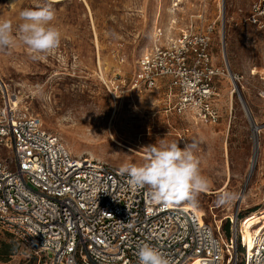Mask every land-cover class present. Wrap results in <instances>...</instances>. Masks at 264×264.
Listing matches in <instances>:
<instances>
[{"label": "rangeland", "instance_id": "rangeland-1", "mask_svg": "<svg viewBox=\"0 0 264 264\" xmlns=\"http://www.w3.org/2000/svg\"><path fill=\"white\" fill-rule=\"evenodd\" d=\"M208 1L212 12L206 20L214 21L218 12L214 0ZM43 2L0 0V19L10 20L15 32L21 23L19 13ZM251 2L224 0V24L216 22L214 62L237 81L233 83L225 72L217 84L220 120L215 126L166 114L163 91L126 95L113 106L103 85L116 75L129 79L139 55L152 46L155 28L167 30L171 19L179 28L185 25L194 14L192 0H184L175 16L170 12L171 0H52L53 24L62 33L60 46L37 61L19 41L0 51V107L4 99L13 101L21 111L37 116L71 155L84 153L118 168L145 163L148 145L194 143L201 172L209 180L195 208L215 235L229 242L236 206L240 205L244 234L264 223V32L246 22ZM232 84L237 93L231 94ZM238 94L253 124L260 127L251 173L252 129ZM0 155L4 161L10 157L8 151L0 150ZM224 191L238 193L239 198L218 206ZM0 264H34V260L0 230Z\"/></svg>", "mask_w": 264, "mask_h": 264}, {"label": "built area", "instance_id": "built-area-1", "mask_svg": "<svg viewBox=\"0 0 264 264\" xmlns=\"http://www.w3.org/2000/svg\"><path fill=\"white\" fill-rule=\"evenodd\" d=\"M192 1L194 14L185 25L179 28L171 19L167 30L155 28L152 46L135 61L131 78L103 81L113 106L164 83L166 114L196 125L219 123L217 84L228 71L215 64L212 45L216 22L224 24L225 3L214 0L218 15L207 21L210 2ZM183 3L171 0L170 12L175 16ZM246 22L264 32V0H252ZM223 39L219 32L221 44ZM0 150L10 156L0 157V230L34 264H139L137 250L145 243L172 264H264V223L244 235L240 205L225 242L195 207L155 203L147 188L133 189L120 168L71 155L37 116L9 99L0 107Z\"/></svg>", "mask_w": 264, "mask_h": 264}, {"label": "clouds", "instance_id": "clouds-1", "mask_svg": "<svg viewBox=\"0 0 264 264\" xmlns=\"http://www.w3.org/2000/svg\"><path fill=\"white\" fill-rule=\"evenodd\" d=\"M19 18L21 23L15 32L10 20L0 19V51L13 48L19 41L27 47L30 58L37 61L60 46L62 33L53 24L56 12L52 0L22 10ZM194 148V143L181 147L175 141L148 145L145 163L125 164L119 171L127 173L133 189L147 188L155 203L188 202L195 207L199 194L208 189L209 180L201 172ZM238 198V193L224 191L218 196L217 205L227 206ZM137 256L139 264H172L161 251L147 243L138 247Z\"/></svg>", "mask_w": 264, "mask_h": 264}, {"label": "bare ground", "instance_id": "bare-ground-1", "mask_svg": "<svg viewBox=\"0 0 264 264\" xmlns=\"http://www.w3.org/2000/svg\"><path fill=\"white\" fill-rule=\"evenodd\" d=\"M99 65V64H98ZM228 71V70H227ZM227 77L229 78V80L232 78V75L230 74V72L228 71V74H227ZM234 92H236V90H234V87H232V90H231V94H233ZM14 100V99H13ZM15 101V100H14ZM260 130V127H257L253 124V157L251 159V168H250V173L253 171V167L255 165V162H256V153H257V149L259 147V144H258V141H257V133L259 132ZM82 155H86V154H79V156H82ZM147 155H145L144 157L146 158ZM92 158V157H91ZM99 161V160H98ZM244 197V195L241 196V199ZM241 221V220H240ZM240 228H241V231H242V226L240 224ZM244 234V232H242ZM245 235V234H244Z\"/></svg>", "mask_w": 264, "mask_h": 264}, {"label": "water", "instance_id": "water-1", "mask_svg": "<svg viewBox=\"0 0 264 264\" xmlns=\"http://www.w3.org/2000/svg\"><path fill=\"white\" fill-rule=\"evenodd\" d=\"M236 90H237V89H236ZM238 98H239L240 104H241V106H242V109H243V111H244V114H245V116H246V118H247V120H248V122H249V124H250V127H251V129H252V137H253V121H252V119H251V117H250L249 111H248V109H247V107H246L244 101L242 100V98H241V96H240L239 94H238Z\"/></svg>", "mask_w": 264, "mask_h": 264}, {"label": "crops", "instance_id": "crops-1", "mask_svg": "<svg viewBox=\"0 0 264 264\" xmlns=\"http://www.w3.org/2000/svg\"><path fill=\"white\" fill-rule=\"evenodd\" d=\"M133 75V74H132ZM131 78V77H130ZM149 92H152L154 94H157L159 95L160 91H163V96L165 94V91H166V84L164 83H159V85L153 89V90H148ZM142 93V92H141ZM164 101V100H163ZM164 104H165V101H164Z\"/></svg>", "mask_w": 264, "mask_h": 264}]
</instances>
